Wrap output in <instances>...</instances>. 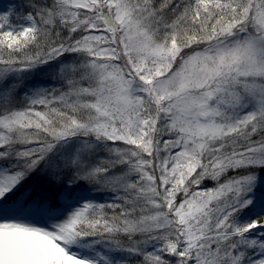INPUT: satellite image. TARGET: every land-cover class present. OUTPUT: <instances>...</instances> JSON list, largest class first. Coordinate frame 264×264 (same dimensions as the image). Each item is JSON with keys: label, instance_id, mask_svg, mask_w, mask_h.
Segmentation results:
<instances>
[{"label": "snow or ice", "instance_id": "obj_1", "mask_svg": "<svg viewBox=\"0 0 264 264\" xmlns=\"http://www.w3.org/2000/svg\"><path fill=\"white\" fill-rule=\"evenodd\" d=\"M264 264V0H0V264Z\"/></svg>", "mask_w": 264, "mask_h": 264}, {"label": "rangeland", "instance_id": "obj_2", "mask_svg": "<svg viewBox=\"0 0 264 264\" xmlns=\"http://www.w3.org/2000/svg\"><path fill=\"white\" fill-rule=\"evenodd\" d=\"M133 264H137V261H133Z\"/></svg>", "mask_w": 264, "mask_h": 264}]
</instances>
